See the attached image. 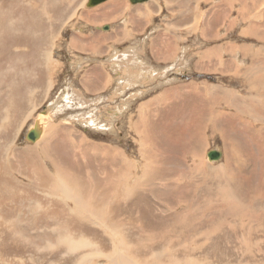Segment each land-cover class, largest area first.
<instances>
[{"label":"rangeland","instance_id":"rangeland-1","mask_svg":"<svg viewBox=\"0 0 264 264\" xmlns=\"http://www.w3.org/2000/svg\"><path fill=\"white\" fill-rule=\"evenodd\" d=\"M83 1L57 0L54 8L53 4L45 6L43 9L45 12L36 13L37 20L41 19V25L38 27L39 24L36 25L37 20H35V25L38 27L35 29L31 21L35 18L34 10L27 9L23 6L24 3L17 1L5 3L0 0V42L4 40L7 26H10V39L18 37L29 41L27 48L29 54L25 58L24 47L10 43L7 46L9 50L5 52L7 56L0 59V126L1 119L5 116L7 101L11 98L10 91H19L18 95L23 96L22 98L12 93L13 105L10 109L9 123L0 132V170L3 168L8 176H11L10 179L0 171V198H4L2 201L12 202L9 207L10 214H14L24 206L21 203L23 197L33 198V202H37L38 198H46L40 203L43 208L51 206L56 201L52 200L51 195L49 198L47 196L48 192L51 194L48 190L51 187L50 183H42L45 187L40 188L33 183L32 180L38 176L39 170H33L36 168L33 161L35 157L27 155L32 148L26 140V133L37 116L45 111L48 115L44 117V122H56L52 127L51 124L46 125L49 128L46 127L44 139L34 146L39 150H47L41 154L47 173L54 172L52 161L68 173L71 172V176L79 175V171L67 168L72 166L69 162L64 163L63 154L57 150L59 147L71 153L68 160H72L73 165L83 171V180L89 174L91 178L97 174L104 178L108 170L115 169L121 161L119 151L124 152L129 159L138 160L140 163L136 161L134 163L141 170L152 165L154 167L161 165L158 162L161 156L173 161L178 158L182 162L177 164L182 172L177 174L175 181L155 180L157 183L155 182L153 188H149L144 194L147 203L137 200L136 204L127 206V209L130 208L132 211L112 219L105 211L110 216V224L115 223L117 228L129 232L124 240L134 260L138 259L139 263L150 264L153 253L156 250L163 251L162 247L166 243H156L152 247L151 240L153 238L158 240L161 238L159 236H163L173 226V222L169 218L166 221L164 217H171L176 212L171 210L169 202H166L167 204L164 202L170 197L174 199L171 191L174 187H178V190L173 191L172 194L176 199L184 198V207H188L190 213L192 211L198 216L205 213V216L209 217L208 226L206 228L200 225L195 232L198 235L183 236L179 232L175 236L168 235L174 240V249H166L161 255L160 264L182 260V248L179 250L177 243H182L183 246H187L186 248H189L190 244L192 248L190 240L196 237L197 241L203 243V252L199 253V257L206 258L209 260L207 262L264 264V142L255 139L252 134L240 135L241 124L222 123L230 139L237 142V148L231 147L227 153L228 148L224 147V140L219 135H213L215 130L211 123L205 120L200 123L201 128L207 127L202 145H200V134L196 133L191 138L183 131L192 123H199L198 118L192 116L191 110L197 108L201 113L208 115L210 110L215 109L210 100L212 89H208L211 87L208 83L216 85L213 89L220 90L221 87H226L232 93L236 92L234 106L217 103L219 104L216 105L217 111L233 115L238 123L251 124L256 129L264 131V114L260 110L261 104L263 105L261 109H264V101L255 99L253 105H250L249 102L237 97L240 94L250 97L252 94L250 92L258 94L245 84L242 71L237 67L250 65L248 58L253 55L256 56L255 60L259 59V63L264 60V0H148L138 4L123 0L122 11H114L115 6L97 10L100 9V5L111 0L95 7H87L88 0L85 6H81ZM69 4L73 10L77 9V12L70 22H66L72 13L69 11ZM105 10L108 11L107 15ZM48 11L51 13H46ZM106 25H110L111 28L103 29ZM37 38L40 39L37 41L39 53L32 48ZM52 48L54 59L48 62L46 52ZM247 49L250 50L249 53ZM213 50H216V54ZM204 61L207 63L206 66ZM92 70L94 71L91 72ZM99 70H102V74ZM18 71L21 72L19 77ZM132 71H136L138 77ZM91 78L94 81L90 82ZM129 78L133 80L131 85L128 84ZM257 96L259 97V94ZM239 100L242 102L239 103ZM256 104H259L257 107L259 111L255 108ZM34 109H36L35 113L29 115L30 110ZM259 112L262 113L259 115ZM138 120L139 129L133 133L130 126ZM162 126L173 128L170 131L166 129L164 134H156L160 139L159 142L154 139L153 141L150 139V143L144 141L143 138L148 136L151 138L155 127L160 131ZM231 126H236L237 130L230 131ZM160 141H163L166 152L160 150L163 149ZM218 148L226 152L224 157L219 161L209 162L207 153ZM97 154L103 159L101 160L102 157H98ZM2 155H5L3 159ZM155 156L156 159L153 158ZM100 160L105 161V166L100 165ZM85 162L88 163L90 173L83 170L88 168ZM223 165L228 169L231 168L227 171L228 174L219 170L214 171L215 168L224 167ZM161 167L164 169V166ZM145 178L143 176L141 181H145ZM178 181L179 183H176ZM163 192L164 195L159 196L164 201L161 203L156 193ZM179 203L173 200L174 206L171 205L175 207ZM226 203L233 205L238 203L241 219L236 220L239 223L237 224L239 228L236 230L218 223V217L222 215V218H225L224 215H228L226 211L221 210V205ZM112 204L113 201L109 202L107 207ZM25 207L22 216L25 215L29 221L34 220L35 216L29 214L32 207L24 209ZM139 208L142 212L137 217ZM175 208L178 210V207ZM57 211L58 209L56 213L62 219L61 225L64 229H69L65 228L68 227L66 223L69 221L78 223L81 231L87 228L92 235L102 236L94 229L97 227L91 222L90 225L88 222L79 223L78 219H68L63 211L59 213ZM2 215L6 216V213ZM186 217L190 218L189 215ZM201 221L205 222L206 219L202 218ZM236 222L231 221V226L236 225ZM131 224L130 232L128 227ZM162 224L164 227H161ZM214 226H219L224 231L228 230L231 234L213 232ZM241 226H246L245 230L241 231ZM250 226L258 230L253 233L246 232ZM225 235L231 237L226 238ZM112 237L109 239L116 238ZM248 238L250 243L242 244ZM1 239L3 242L0 243V264L2 260L9 259L11 262L13 258L14 254L6 258L1 255L2 252L7 253V249L11 251L17 249L16 263L33 256L32 253L19 255L18 251H21L22 245L20 241L15 243L14 238L8 233H4ZM29 240L35 242L33 239ZM107 240L105 236L103 243H107ZM139 242H143L145 247L140 246ZM256 242H259L258 246ZM170 252L176 254V258L172 257ZM64 253L65 249L59 248L57 260L63 259ZM48 254V251L43 250L39 255L38 260L41 264H51ZM58 262L70 264V262Z\"/></svg>","mask_w":264,"mask_h":264},{"label":"bare ground","instance_id":"bare-ground-1","mask_svg":"<svg viewBox=\"0 0 264 264\" xmlns=\"http://www.w3.org/2000/svg\"><path fill=\"white\" fill-rule=\"evenodd\" d=\"M16 1L18 3L19 2L24 3L23 6H25L27 9L31 8L32 10H34L33 16L35 18L32 19L31 21L33 23L32 26H34L35 29L40 27V25H41V21H40L41 19L37 20L38 16L36 15V13L41 12V11L45 12V10H43V9H45V6H47V5L53 4V8H54L56 6V3H57V0H48V2L46 0H35L36 2L38 1L39 3H36L33 0L32 1H30V0L29 1H26V0H2V2H5V3H8V2L13 3ZM71 1H73V0H71ZM86 1L87 0H84L83 3H81V6H85ZM30 2H31V4H30ZM18 3H17V5H18ZM72 4H74V3H71V5ZM71 5L69 4V7H70L69 11H72V13L69 15L70 17H68L66 22H70L71 19L73 18V16H76L75 14L77 12V9L73 10ZM123 5H124L123 0H111V1H108V2L100 5L99 6L100 9H97V10L104 9L108 6H110V7L115 6V7H113V9L117 11ZM99 7H97V8H99ZM58 12H60V11H57V13ZM258 12H260V11H258ZM46 13H49V11ZM262 13H263V11H262ZM238 14H239V12H238ZM255 15H256V13H255ZM30 16L32 17V15H30ZM2 18H5V16H2ZM22 20H23V18H22ZM35 20H37V23ZM224 20H226V19H224ZM63 22H65V21H63ZM222 22H224V21H222ZM230 22H232V21H230ZM35 23H36V25L39 24V26L37 27L35 25ZM50 23H52V22H50ZM9 28H10V26H7V31L4 34L5 37L3 36L4 40L2 42H0V59L3 56H5V57L7 56L5 54V52L9 50V48L7 46L10 43L11 44L15 43V44L23 46L25 49L24 50V54H25L24 58H25V56H27L29 54V50H27V48L29 47V41L24 39V38H18V37L16 39H10L9 38L10 29ZM15 28H16V26H15ZM15 31H16V29H15ZM52 39H53V37H52ZM37 41H40V39L37 38V40L33 42L34 46H32V48H34L36 50V52L39 53L37 50L39 43L37 44ZM248 49H250V48H248ZM11 51H12V49H11ZM213 51H214V53L216 52V50H213ZM34 52H32V53H34ZM249 52H250V50H248V53ZM252 55H253V53H252ZM208 57H210V56H208ZM211 57H213V56L211 55ZM253 57L248 58L250 61L247 60L248 63L250 62V65H248V66L243 65V67H241L239 65L237 67V68L240 67L239 71H242L245 84L248 85L250 87V89H254V91H256L259 94V97L257 96L258 94L257 95L255 94V92H250V93H252L250 97H247V96L242 95V94L237 96L238 98L244 100L245 102H247V103L249 102L250 105H253V102L255 101V99H257V101L258 100L264 101V64H262V63H264L263 62L264 60L262 61V63H259V59L255 60V57H256L255 55H253ZM167 58L168 57H166V59ZM53 59H54V52H53V48H52L46 52V60L48 62H51V60H53ZM205 61H204V63H205ZM210 61H212L211 58H210ZM228 62H229V60H228ZM234 62H235V60H234ZM197 63L200 64V62H197ZM206 64L207 63H205V66H206ZM243 64H245V63H243ZM225 68H227V67H225ZM25 71L26 70L24 69V73H25ZM133 74H135V76L138 77V75H137L138 73L136 71L133 72ZM236 74L239 75L238 73H236ZM20 75H21V72L18 71V77ZM128 80H130V83H128V84L131 85V82L133 83V80H131L130 78ZM241 82H243V81H241ZM208 84L211 86L208 89H212V90H210V92L212 93L210 95V100L213 103L215 109H214V107H212V109H214V110H210L211 112L208 113V115H205L204 112L201 113V111L197 108L191 110L193 112L192 116L197 117L199 120V123L198 124L192 123L191 126L185 127L183 131L187 132L191 138L194 137V135L196 133L200 134L199 135V137H201L200 145H202V143H204V141H202V140L205 138V131H206L205 129L207 127L201 128L202 124H200V123L204 122V120H205V122H209L212 124V126L215 130L213 135H219L220 138H222L224 140V143H225L224 147L228 148L227 153H229V150H231V147H233L234 149L237 148V146H236L237 142H236V140L230 139L229 135L224 131L223 126L221 125L222 123L223 124H225V123L235 124V125L241 124L240 125V135H243V133L252 134V135H254L255 139H258L259 141L264 142V131L262 129H256L251 124H248L249 125L248 126L247 124L244 125L242 123H238L236 118L233 117V115H228V114H224L220 111H217L216 105H219L221 103H223V105L226 104V105L234 106L233 100L235 98L236 92L233 91V93H232V91L227 89L226 87H221L220 90L219 89H213L216 87V85H213L210 83H208ZM11 85H12V83H11ZM19 85H21V82L19 83ZM8 88H9V86H8ZM190 90L194 91L192 89H190ZM12 93H14V95L16 94V96H17L19 91H16V90L10 91L11 98L9 101H7V103H8L6 105L7 107L5 106L6 107L5 116L2 115L3 117L1 119L0 132H2V128H6L7 124L9 123L8 119H9L10 109L13 105L12 104V100H13ZM20 96L23 98L22 95H20ZM202 100H200V101H202ZM242 100H239V103H241ZM217 103H219V104H217ZM256 105L257 106H255V108H257L259 104H256ZM262 106L263 105L261 104V107ZM246 107H249V106L246 105ZM261 107H260V110H262L263 113L259 112L258 113L259 115H260V113L264 114V109H261ZM35 110L36 109H34L32 111L30 110L29 115L34 114ZM164 111H166V110H164ZM246 111H248V110L246 109ZM258 111H259V109H258ZM46 112H48V111H46ZM46 115H48V114L45 113V111H44V113H40V115L37 116L33 125L27 131L26 140L31 145L29 147H31L32 149L29 150L28 153L27 152L26 153L28 156L31 155V156L35 157V159L33 161L35 162L36 168L33 170H39L37 172L38 176L34 180H32L33 183H36L35 186L37 188H40L42 186L45 187V185H42V183H50L49 186H51V187H49L48 190H50L51 194H49V192H48V194L47 193L46 194H47L48 198H49V195H51L52 200H56V201H54L51 206H48L47 208H43L40 205V203H41L42 199H46V198H38L37 202H33L34 201L33 198L27 199V197H25V198L23 197L21 199L22 200L21 203H22V205L26 206L24 209H27L28 207L29 208L32 207L33 210L30 209L29 214L35 216L34 220L29 221L25 218L26 217L25 215L22 216V211H23L24 206L21 209H18L16 212H14V214H12V213L10 214L9 207H10V205H12L11 204L12 202L2 201L4 198H2V199L0 198V220H1L0 221V243L3 242V240L1 239L2 235L4 233H8L11 237L14 238L15 243H18V241H20L22 246H21V251L20 250L18 251L19 255H25L28 253H32V255H33L32 257L28 256L27 259H22L21 262L16 263L17 249H14L15 252L7 249V253L2 252L1 255L6 258V256L8 257V255L14 254V255H12L13 258L11 257L12 258L11 262H9V259L8 260H6V259L2 260L1 264H41L38 260V257L43 252V250H46L49 252L48 256H50V257H48V258L51 260L50 261L51 264H59L58 261H63V263L64 262H70V264H101V263H104V264H142V263L138 262L139 261L138 259L134 260L130 256L129 250L126 247L127 242H125L124 238L128 236L129 232H126V230H124L123 228H117L115 223L110 224V221H109L110 216L112 219L115 216H117V217L122 216L123 213L126 214L127 211H132L130 208L127 209V206L130 204H133V203L136 204L135 201H137V200H141V202L145 203L147 198L144 194L146 193V191L149 190V188L150 189L153 188V186H154L153 184L156 182L155 181L156 179H162L165 182L175 181L174 178L177 176V174L182 172L181 169H178L180 166L177 164H180V163L182 164V162L178 158H175L176 161H173L170 158L168 159L167 157L164 158L161 156L158 158V162L161 163V165H159L157 167H154L152 165L153 167L149 166L148 168L141 170L134 163V161H136L137 163H140L138 160L133 159V158L129 159L124 154V152L119 151V152H121L119 154L121 161L117 164V167L115 169H112V171L108 170V172H107L106 176H104V178H102L98 174L95 175L94 178H91L90 174L88 175V172L90 171L88 163L85 162L88 168L87 169L83 168V170L88 171V172H86L88 177L83 180V178H84L83 171L80 170L79 168L77 169V167L73 165L72 160H68V156H71V153L66 152L62 147H59V148H57V150L61 154H63L64 163L67 164V162H69V164L72 166V167H67V168L68 169L70 168L74 171H79L78 172L79 175H75L76 178L71 176V174H70L71 172L68 173L66 170L63 169V167H61L59 164L53 163L52 161H51V164L53 166L52 170H54V172L51 173L48 171V173H47L45 171V168H44L43 157L41 156V154L43 152H46L47 150L46 149L45 150H42V149L39 150V149H37L36 146H34V144H39L40 141L42 139H44L46 127H48L46 125L51 124V127H52L56 122V121L44 122V120H45L44 117ZM262 118H261V120H262ZM256 121H257V119H256ZM244 122H245V120H244ZM138 123H139V120L134 125H132V123H131L132 126H130V127L132 128L131 131L133 133H136L138 131V129H139ZM250 123H251V120H250ZM162 124H164V122H162ZM194 124H195V126H194ZM177 126L178 125H175V127H177ZM172 128L173 127L162 126L161 130L159 131L157 129V127H155L154 130L151 129L152 130L151 138H150V136H148L147 138H143V139L145 142L147 141L149 143H150V139L152 141L154 139V141L159 142L160 139L156 136V134L157 135L164 134L166 129H168V131H170ZM236 130H237L236 126H231L230 131H236ZM29 133H35L37 136L35 137V139H30L28 136ZM228 140H229V142L227 143ZM181 142H183L182 139H181ZM182 144L183 143H181V145ZM244 144L247 145V143H244ZM160 146L163 148V149H160L161 151L162 150H165V152L167 151V149H165L163 141H160ZM216 150L219 151L221 154L220 159H218V160L209 159V162H215V161L221 160L224 157V153H226V152H223V150L221 148H218ZM81 154H83V153H81ZM97 156L102 157L99 154H97ZM4 157H5V155H2V159ZM82 157L85 158L84 155H82ZM207 157H208V153H207ZM153 158L156 159L157 156H155ZM102 159H103V157L101 158V160ZM233 161L235 162V160H233ZM244 162H245V160H244ZM65 164H63V165L67 166ZM102 164H104V166H105V161H101L100 165H102ZM161 166H164V169ZM223 166L224 167L218 166L219 167L218 169H216L214 167L215 168L214 171L219 170V171H223L224 173L225 172L227 173V171H229L231 169V168L228 169L227 167H225V165H223ZM0 171L6 177L11 179V176H8L7 172H5V170H3V168ZM185 172H186V170H185ZM104 174H105V172H104ZM143 176L146 177L145 181H141V178ZM78 177H81V178H78ZM79 179H81L83 182L82 181L79 182L78 181ZM142 183H144V185ZM176 183H179V181ZM96 187H98L99 189L97 190ZM177 190H178V187H174L171 191V196H174V199H171V197H170L169 200H166L165 202L162 200V198H159V196L164 195V192L163 193H156L158 196V199L161 201V203L162 202H164V203L169 202L171 210L173 212L175 211L176 213H175V215H171V217H168V216L164 217L166 219V221L169 218L173 222V226H171V229H168L167 227H165V229H168L167 232H169V233L165 232V234L163 236L162 235L159 236L161 238H159L158 240H155V238H153L151 240V242H153L152 247H154L156 243H159V244L166 243V245L164 247H162L163 251L159 252L156 250V252L153 253V255L151 256L152 259L150 261V264H160V261L162 260L161 255L165 253L166 249H168V248L171 250L174 249V246H173L174 240H172V237H168V235L173 234V236H175L177 232H179L180 234H183V236L198 235V233H195V232H197V230L200 228L199 227L200 225L204 226V227L208 226L209 217L205 216V213H203V215H201V216H198V215L192 213V211L190 213L189 208L184 207V202H185V201H183L184 198L180 197V199H176V196L174 194H172L173 191H177ZM100 194H101V196H100ZM231 197H233V196H231ZM114 198H115V200H114ZM258 198L259 197H257V199ZM24 200H26V201H24ZM173 200L178 201V203L180 202L178 204V206H175V207H178V210L175 207H173L174 206ZM112 201H113V204L111 206L107 207L108 203L112 202ZM193 202H190V203L193 204ZM238 203H236V204L238 205ZM171 204H173V206ZM181 204H182V206H181ZM237 205H233L231 203H226V204L221 205V210L226 211L228 215H224L225 218H222V215L220 217H218V223L220 225H228L227 228H231V230H236V228H239L237 226V224H239V223H237L236 220L241 219L240 218L241 214L239 212L240 210L237 208ZM57 209H58V211H57L58 213L63 211V213L66 214L65 217L68 219H70V218L78 219L79 223H80V221L82 223L88 222V224H89V222H91L93 225H95L97 227L94 229L99 231L102 236L97 237L94 234L92 235V233H90L87 228H85L84 231H81V227L78 226V223H76L77 224L76 225L72 222L70 223L69 221H68V223H66V226H68V227H65V228H69V229H64V226L61 225L62 219L60 217H58V214L56 213ZM148 209H149V207H148ZM243 209H245V207ZM105 211L108 212L110 214V216H108V214L105 213ZM141 212H142V210L139 208L138 212H137V217H138V214L141 215ZM156 212H157V210H155V213ZM4 213H6V216L2 215ZM187 215H189L190 218L189 217L187 218L186 217ZM249 216H250V214L248 213V217ZM202 218L206 219V221L202 222L201 221ZM243 218L244 217L242 216V219ZM4 219H6V221H3ZM229 220H230V222H229ZM22 221H25V222L22 223ZM231 221H235L236 225L231 226ZM49 225H53V226H49ZM54 227H56V228H54ZM161 227H164V225L162 224ZM6 228H9V229H6ZM48 228H52V230H48ZM128 228H129V231L131 232L132 224ZM244 228H246V226H241V231L245 230ZM213 229H214V231L211 230L213 232H215V231L219 232L220 231V233L222 232V234H225L227 232L231 234V232H229L228 230L224 231V229H222L219 226H214ZM247 230L248 231H246V232L253 233L255 230H258V228L255 229L254 226H250L249 229H247ZM223 231H224V233H223ZM108 235H110V237L115 236L116 238L111 240V239H109L110 237ZM105 236H107V238H108L107 243H103V239L105 238ZM225 237L229 238V237H231V235H225ZM29 239H33L35 242H31ZM97 239H98V242H97ZM177 239H180V238L177 237ZM250 240H252V238H250ZM190 241H191V244L193 245L192 248H190L189 243H186V244H189L190 249L186 248L187 246L185 247V245L183 246L182 243H180V242L177 243L179 246V250L182 248V255H183L182 260L177 261L175 259L176 261H171L170 263H161V264H213L211 261L207 262L209 260H207L206 258H204V259H206V260H204L202 257H199V253L203 252V243H200L199 241H197V237L194 240L191 239ZM245 243H247V245L250 243L249 238L246 239V242H243L242 244H245ZM138 244L140 246H144L143 242H139ZM255 244L258 246L259 242H256ZM194 245H195V247H194ZM61 247H63L65 249V253L62 254L63 259L57 260L59 248H61ZM106 248H108V249H106ZM5 251H6V249H5ZM170 253H171L172 257L176 258V254L173 255L172 252H170ZM52 255H55L54 256L55 258L52 257ZM239 264H241V263H239Z\"/></svg>","mask_w":264,"mask_h":264},{"label":"water","instance_id":"water-1","mask_svg":"<svg viewBox=\"0 0 264 264\" xmlns=\"http://www.w3.org/2000/svg\"><path fill=\"white\" fill-rule=\"evenodd\" d=\"M104 1H107V0H88L87 6L88 7H94V6L99 5L100 3L104 2ZM146 1H148V0H130V2L133 4H138V3H142V2H146ZM103 29L109 30V25L104 26ZM28 136L30 139H35V137L37 135L35 133H30ZM220 156H221L220 152L217 151L216 149H212L208 152V157L211 160H218V159H220Z\"/></svg>","mask_w":264,"mask_h":264},{"label":"crops","instance_id":"crops-1","mask_svg":"<svg viewBox=\"0 0 264 264\" xmlns=\"http://www.w3.org/2000/svg\"><path fill=\"white\" fill-rule=\"evenodd\" d=\"M94 7H95V6H94ZM122 7H123V6H122ZM122 7H121V8H122ZM121 8H120L119 10H121ZM114 11H115V10H114ZM121 11H122V10H121ZM121 11H119V12H121ZM107 13H108V11L105 10V15H107ZM114 14H115V13H114ZM132 14H134V12H133ZM109 27L111 28L110 25H109ZM110 28H109V29H110ZM95 67H97V66H94V68H95ZM97 69H100V68H97ZM93 71H94V70H92L91 72H93ZM99 71H100V70H99ZM101 71H102V70H101ZM101 71H100V74H102ZM92 81H94L93 78L90 79V82H92ZM71 119H73V118H71ZM71 119H70V120H71Z\"/></svg>","mask_w":264,"mask_h":264}]
</instances>
